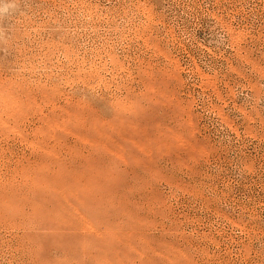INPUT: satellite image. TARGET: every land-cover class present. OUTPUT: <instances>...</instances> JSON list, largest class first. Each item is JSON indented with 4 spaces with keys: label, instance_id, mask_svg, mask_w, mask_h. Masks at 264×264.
<instances>
[{
    "label": "rangeland",
    "instance_id": "obj_1",
    "mask_svg": "<svg viewBox=\"0 0 264 264\" xmlns=\"http://www.w3.org/2000/svg\"><path fill=\"white\" fill-rule=\"evenodd\" d=\"M0 9V264H264V0Z\"/></svg>",
    "mask_w": 264,
    "mask_h": 264
},
{
    "label": "clouds",
    "instance_id": "obj_2",
    "mask_svg": "<svg viewBox=\"0 0 264 264\" xmlns=\"http://www.w3.org/2000/svg\"><path fill=\"white\" fill-rule=\"evenodd\" d=\"M3 11V9H0V12H2Z\"/></svg>",
    "mask_w": 264,
    "mask_h": 264
}]
</instances>
